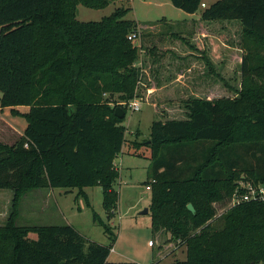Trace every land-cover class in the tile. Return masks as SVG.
Masks as SVG:
<instances>
[{
    "label": "trees",
    "instance_id": "1",
    "mask_svg": "<svg viewBox=\"0 0 264 264\" xmlns=\"http://www.w3.org/2000/svg\"><path fill=\"white\" fill-rule=\"evenodd\" d=\"M114 1L0 0L1 107L27 120L14 143L0 141V189L13 191L0 225V264H115L111 244L72 224L17 222L23 196L42 188H78L88 198L86 187L101 186L107 218L115 215V159L127 142L123 122L143 76V45L129 39L140 35L138 23L126 18L130 8L101 20L77 18L80 4L105 8ZM171 1L190 13L203 2ZM201 19L241 23L242 89L233 98H190L186 118L152 121V228L186 246V258L174 264H264V199L216 217V204L230 205L246 191L242 182L264 187V0H217ZM94 219L114 240L108 219L96 211Z\"/></svg>",
    "mask_w": 264,
    "mask_h": 264
},
{
    "label": "rangeland",
    "instance_id": "2",
    "mask_svg": "<svg viewBox=\"0 0 264 264\" xmlns=\"http://www.w3.org/2000/svg\"><path fill=\"white\" fill-rule=\"evenodd\" d=\"M202 1L206 5L195 13L175 6L171 0H116L105 8L78 5L77 18L82 21L101 20L121 6L130 8L126 18L136 21L140 32L134 42L139 47L143 45L140 59L145 60L147 72L143 70L145 77L136 91L142 101L139 110L127 106L123 124L128 140L115 159L120 172L114 183L118 205L109 220L101 186L86 187L88 198L78 194V188L35 189L20 201L19 224H72L88 239L111 244L109 261L115 264H174L175 260L186 258V246L177 247L175 241L168 240L169 234L155 232L150 210L143 212L150 209L151 203V190L146 187L151 180V148L147 142L153 120L187 117L188 99L233 98L242 89V25L237 20H202V9L217 0ZM155 84L158 89L147 96L148 86ZM112 98L119 101L117 94ZM152 103H158L157 109ZM6 117L17 124L18 130H25L27 120L23 115L10 109ZM138 129L142 137L132 135ZM8 135L10 140L12 135ZM135 138L143 144L135 146ZM38 194L47 198L45 210L35 208L40 205L39 201L35 203ZM216 205V217L230 207ZM94 211L108 219L116 234L114 240L95 221ZM30 237L37 238V234L31 233ZM150 240L154 241L153 246L149 245Z\"/></svg>",
    "mask_w": 264,
    "mask_h": 264
},
{
    "label": "crops",
    "instance_id": "3",
    "mask_svg": "<svg viewBox=\"0 0 264 264\" xmlns=\"http://www.w3.org/2000/svg\"><path fill=\"white\" fill-rule=\"evenodd\" d=\"M140 62H142V64H141L142 71L145 70L147 72V70H146L147 67L145 65V60L144 59H140ZM144 77H145V74L143 72L142 79H144ZM174 81H177V79H174ZM156 89H158V86L156 84L148 86V88H147V91H148L147 96H150V94H152V92H154ZM0 98H1V92H0ZM140 101H142V99H139V102ZM152 104L157 109L158 103H152ZM10 109L11 108H9V107L2 108L1 107V99H0V141L6 142L8 144L14 143L17 140V138L24 133V131L18 130L17 124L15 122L10 121L6 117L7 112ZM18 109L21 110V111H27L29 108L26 107V106H22V107H18ZM9 132L12 135L10 140L8 139L9 138V135H8ZM141 133L142 132L139 131V129L136 130V131H132V135H136V137L137 136L142 137ZM135 139H137V138H135ZM126 140H128L127 137H126ZM8 190L9 189H0V225H2L7 220L8 216H9L11 204H12L13 191L10 192ZM46 190H54V188H46ZM46 200H47V198L43 194H38L36 196V198H35V203L38 204V201H39L40 205H37V207H35V208H39V209L42 208L43 210H45V203L46 202H44V201H46ZM55 201H56V199H55ZM50 203H51V201H50ZM43 205H44V207H42ZM35 208H34V210H35ZM42 209H41V211L45 212ZM149 245H150V241H149ZM151 246H153V245H151Z\"/></svg>",
    "mask_w": 264,
    "mask_h": 264
},
{
    "label": "built area",
    "instance_id": "4",
    "mask_svg": "<svg viewBox=\"0 0 264 264\" xmlns=\"http://www.w3.org/2000/svg\"><path fill=\"white\" fill-rule=\"evenodd\" d=\"M202 5L205 6L206 4L202 2ZM136 38H138V36L135 33L129 35V39H131L132 41H135ZM141 64L142 62L137 63L138 66H141ZM139 103H140L139 99L135 97L129 102V105L132 107L133 110H139L140 109ZM241 185L246 188V191L244 193L236 192L230 202V206H234L246 200L264 199V187L263 186H254V184H252L251 182H242ZM146 187L148 189L151 188V186H146ZM150 245H153L152 240L150 241Z\"/></svg>",
    "mask_w": 264,
    "mask_h": 264
},
{
    "label": "water",
    "instance_id": "5",
    "mask_svg": "<svg viewBox=\"0 0 264 264\" xmlns=\"http://www.w3.org/2000/svg\"><path fill=\"white\" fill-rule=\"evenodd\" d=\"M115 113L119 117H123L125 115V111L122 107H117ZM149 142H151V141L149 140ZM188 207L191 211H193V212L195 211L192 203H189ZM148 211H149V209L146 208L143 212L148 213Z\"/></svg>",
    "mask_w": 264,
    "mask_h": 264
}]
</instances>
